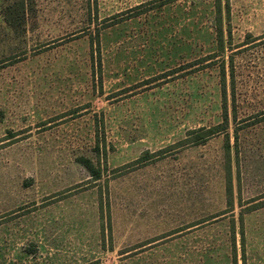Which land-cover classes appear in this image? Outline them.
<instances>
[{"label":"rangeland","instance_id":"1","mask_svg":"<svg viewBox=\"0 0 264 264\" xmlns=\"http://www.w3.org/2000/svg\"><path fill=\"white\" fill-rule=\"evenodd\" d=\"M0 264H264V0H0Z\"/></svg>","mask_w":264,"mask_h":264}]
</instances>
